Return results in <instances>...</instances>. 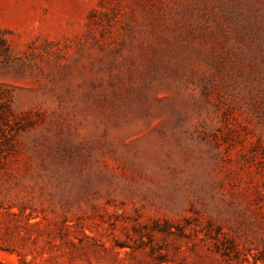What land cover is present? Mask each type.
<instances>
[{
    "label": "rangeland",
    "instance_id": "obj_1",
    "mask_svg": "<svg viewBox=\"0 0 264 264\" xmlns=\"http://www.w3.org/2000/svg\"><path fill=\"white\" fill-rule=\"evenodd\" d=\"M0 264H264V0H0Z\"/></svg>",
    "mask_w": 264,
    "mask_h": 264
},
{
    "label": "trees",
    "instance_id": "obj_2",
    "mask_svg": "<svg viewBox=\"0 0 264 264\" xmlns=\"http://www.w3.org/2000/svg\"><path fill=\"white\" fill-rule=\"evenodd\" d=\"M8 55H9V45H8L7 37L1 31L0 32V61L7 59Z\"/></svg>",
    "mask_w": 264,
    "mask_h": 264
}]
</instances>
